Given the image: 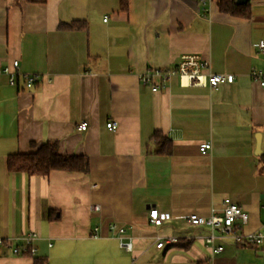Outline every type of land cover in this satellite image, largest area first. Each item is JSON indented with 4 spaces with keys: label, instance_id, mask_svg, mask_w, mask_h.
Masks as SVG:
<instances>
[{
    "label": "crops",
    "instance_id": "0c3cea01",
    "mask_svg": "<svg viewBox=\"0 0 264 264\" xmlns=\"http://www.w3.org/2000/svg\"><path fill=\"white\" fill-rule=\"evenodd\" d=\"M248 1L251 16L240 18L215 0H128L126 10L121 0H0V67L14 71L19 62L15 85L0 76V237L35 231L34 255L48 264H264V246L232 237L217 239L224 249L213 254L209 227L188 220L220 212L229 198L247 214L241 233L264 222L256 153L259 133L264 154V88L253 76L264 71V0ZM75 20L86 28H60ZM183 54L234 81L215 89L173 75L156 90L160 77L143 82ZM26 74L37 76L31 88ZM157 130L172 141L169 154L159 152ZM46 141L87 155L89 172L9 171V155ZM203 142L212 144L207 154ZM154 207L168 214L160 226L150 222ZM50 209L58 219L48 218ZM111 222L125 228L132 250L120 246ZM33 260L0 248V264Z\"/></svg>",
    "mask_w": 264,
    "mask_h": 264
},
{
    "label": "built area",
    "instance_id": "2783aa9c",
    "mask_svg": "<svg viewBox=\"0 0 264 264\" xmlns=\"http://www.w3.org/2000/svg\"><path fill=\"white\" fill-rule=\"evenodd\" d=\"M107 18L104 19L106 21ZM259 49L264 52V39L258 43ZM209 61L202 58L198 54H183L174 66L167 68H153V70L145 74L142 78L144 83H148L154 76L160 77V83H154L152 88L154 90L161 86H165L166 81L173 75H179L185 84L188 85H202L210 86L217 89L223 82L234 81L235 76L232 74L214 73L209 70ZM16 69V70H15ZM19 71V62H14V71L10 70L8 66L0 67V76L7 75L9 83L15 85L17 83V74ZM253 76L257 78L264 88V71H253ZM37 76L33 74H26L24 76L25 86L31 88L34 86ZM106 127L110 131H115L118 127V121L110 120L106 123ZM88 128V122L82 120L78 124V129L85 131ZM212 149L211 142H203L199 146L202 154H207ZM93 209L99 210V206H93ZM150 222L155 226L163 224L168 214L160 212L158 208H150L149 210ZM188 220L197 226L209 227V233L205 236L206 245L212 249L213 254L223 251L224 247L216 244L217 239L232 237L236 242L247 245L264 246V222L257 230L249 234H243L240 229L243 224L247 223V214L243 209L233 202L231 199L226 198L222 202L220 212L212 209V214L204 217L197 214L188 216ZM110 230L116 232L119 239V244L126 250H132L133 242L130 237L125 233V228L118 226L116 223H110ZM38 234L35 231H29L20 238H2L0 237V248L9 247L16 255L36 253L34 241L37 239ZM168 243L177 242L176 237L167 238ZM164 241L157 242L158 247H162Z\"/></svg>",
    "mask_w": 264,
    "mask_h": 264
},
{
    "label": "trees",
    "instance_id": "16d2710c",
    "mask_svg": "<svg viewBox=\"0 0 264 264\" xmlns=\"http://www.w3.org/2000/svg\"><path fill=\"white\" fill-rule=\"evenodd\" d=\"M18 1V0H17ZM32 3H45L47 0H27ZM219 10L223 13L249 18L251 16L250 3L237 4L236 0H215ZM121 7L128 9V0H121ZM60 28L78 30L86 28L85 21H72L61 23ZM153 138L158 143V150L161 154H169L172 151V141L160 131H155ZM35 151L30 153H15L7 158V168L9 171L23 172L29 176L48 175L52 170H65L87 173L90 170L89 157L85 154L62 153L58 141H46L40 145L32 142ZM260 161L264 169V154L260 156ZM50 220L58 219L53 210H48ZM33 264H48L45 257L35 256Z\"/></svg>",
    "mask_w": 264,
    "mask_h": 264
},
{
    "label": "water",
    "instance_id": "95a60500",
    "mask_svg": "<svg viewBox=\"0 0 264 264\" xmlns=\"http://www.w3.org/2000/svg\"><path fill=\"white\" fill-rule=\"evenodd\" d=\"M248 0H236L237 4H244ZM256 140H257V146H256V153L257 154H263V150L261 149V134L256 135Z\"/></svg>",
    "mask_w": 264,
    "mask_h": 264
}]
</instances>
